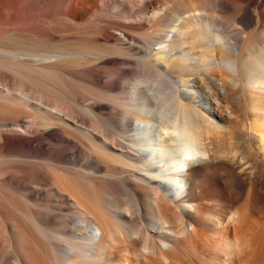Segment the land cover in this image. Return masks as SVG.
I'll use <instances>...</instances> for the list:
<instances>
[{"label": "bare ground", "instance_id": "1", "mask_svg": "<svg viewBox=\"0 0 264 264\" xmlns=\"http://www.w3.org/2000/svg\"><path fill=\"white\" fill-rule=\"evenodd\" d=\"M113 1L114 12L110 0H0V264H171L202 231L207 264H264V230L247 221L264 209V40L232 44L216 22L264 36V0ZM132 58L148 88L133 90L129 132L94 123L79 149L68 102L87 87L103 120ZM206 70L242 74L253 154L206 135L231 121L193 100L189 78Z\"/></svg>", "mask_w": 264, "mask_h": 264}, {"label": "rangeland", "instance_id": "2", "mask_svg": "<svg viewBox=\"0 0 264 264\" xmlns=\"http://www.w3.org/2000/svg\"><path fill=\"white\" fill-rule=\"evenodd\" d=\"M107 8L112 12L116 11V9L114 8V1L113 0H110L109 6H107ZM119 10L123 11V12L125 11L124 8L123 9L119 8ZM196 12H198V11H196ZM201 12H203V11H201ZM199 13H197V14H199ZM216 20H217L216 22H217V28H218L219 32H221L224 36H229L230 37L229 39L232 42V44L241 43L248 33L254 35V37L251 35V37L254 38V39L252 38L254 41H259V39H260V41L264 40V36H260V35H262V33H259V31H255V32L252 31V29H251L252 27H250V26H243L242 27L241 25H239L237 23H234V22L232 23L231 21L229 22L228 20H225L222 17L220 18V16ZM256 32H258V33H256ZM198 54H199V51H197V50H193L191 53L192 56H196ZM136 70H138V71H136ZM140 70H141V68L138 69L137 63H136L135 59H133L129 64H125L122 66V70H120L121 72L120 71L117 72L116 77H115L116 82H117L115 89L110 91L109 93H107L109 95L108 96L109 98L105 97V98H102V100L100 99L101 101L99 100L100 102H102L108 106V109L103 111L105 113L100 114L101 117H103L104 121L101 118L96 120V118L94 116V114L96 112H92L89 110L88 106L91 103L96 102V101L88 93V91L86 89L87 87L81 86L79 97H78L76 102H68L72 111H70L71 113H67V115L65 114V117L67 119H71L74 122H76L75 124L78 126V128L76 127L78 132L77 133L74 132V133L78 138V144H77L78 146L77 147L79 149L83 148L84 144H85V142H83V141H85L84 137L80 132H83L84 130H93L92 124H94V123H96L98 125V129L101 131L102 134H104L106 136H110L113 139L114 138L120 139L119 136H123V135H125V133L129 132L130 122L123 119V114L124 113H130V111L126 110V108L127 109L130 108V103H132L131 102L132 100H130V99H131L134 91L136 89L145 90L146 89L145 87L148 88V84L146 86L145 83H139L136 81L135 75L139 74ZM206 71H204L199 76L197 81L193 80L194 79L193 77L189 78V80H192L194 85H195V91H194L195 93L193 94L194 95L193 100L202 109L206 108L205 107L206 103H209L215 109H217L221 114H225V113L231 114V116H230L231 121L229 124V126H230L229 130H224V129L221 130L220 129L221 132H220V130L218 132L212 131L211 135L208 132H207L208 134L206 133V135H208L209 137L210 136L211 137L212 136H214V137L218 136V138H221V137H226L224 135L229 133L231 136L234 135L233 136L234 138L230 137V140L232 139L231 140L232 142L235 141L234 142V144H236L235 146H237V147L244 146V147H247L248 150L252 147L250 149V151L252 153L253 147H254L253 143L251 142V137H252L251 132H253L252 131L253 118H254L253 114H257V113L252 107V102L250 100V96H248L250 94H249V92L247 94L248 90L245 89L242 74H238V75H240L238 77L234 73H232V74L227 73L229 71L222 72V71L218 70V72L215 71L216 73L214 71H210V70H206ZM263 72H264V68H263ZM174 75L179 76L178 74H174ZM233 79H235V80L233 81ZM261 81L264 82V73H262ZM237 83H238V85H235ZM137 86H138V88H137ZM111 95L112 96L118 95V98H115V97L112 98ZM115 99H117L118 102ZM123 104L124 105L126 104L127 107L124 106ZM73 110H75V111H73ZM68 115H70V116H68ZM233 115L234 116L236 115L237 118L234 117ZM70 117H72V118H70ZM90 120L92 123H90ZM99 120H101V121H99ZM105 124H107V125H105ZM67 131L70 132L69 129H67ZM231 132H232V134H231ZM213 133H215V134L217 133V134L215 135ZM218 138L216 137V139H218ZM236 140H238L239 142H241V141L242 142L239 143ZM245 140H247V142ZM175 141H176L175 145H176L177 149L174 150L173 154H178L179 151L183 150L184 146H183V144H181L182 142L180 143L178 138ZM247 143H249V144H247ZM179 149H181V150H179ZM78 161L80 162L81 159H78ZM115 169L116 170H114V172H115L114 179L119 180L124 185L128 184L129 180L127 178H125V176L119 175L120 172H118L116 174L117 170H119V166L116 167V165H115ZM255 169H257V171H255V170L254 171L258 173L259 172L258 168H255ZM126 187L128 189H130L131 186L126 185ZM254 210H255V212H254ZM259 210L253 209L251 215L252 216L256 215L258 217L254 218L250 215V217L248 218L249 220H247V221H250V223L249 222H247V223H249L248 226L250 228H252V226H253L255 229L254 228H252V229H254L256 231L258 229V232H262L264 230V228H263L264 227V219H263L264 216H262V215H264V209H261L262 211L260 210V212H259ZM261 212H263V213H261ZM259 213H260V216H259ZM252 219L256 220L255 222L258 224H256L254 221L252 222ZM253 224H256V226ZM201 233L200 232L198 233V235L200 237L198 235L195 237H192L190 239V240H192L194 238L192 240V242H188L189 240L184 241L181 244L182 246H180V245L177 246V248H178V249L176 248L177 250H173L172 253L170 251L171 254L169 255V257L174 261L171 264H207L206 260L208 257L206 258V256L211 255L213 252V249L211 248L212 247L211 243H210V247L208 248V246H209L208 242H210V241L213 242V237H212V235H210L211 234L210 232L202 231ZM204 233H206V234H204ZM204 235H206L209 238L211 237L212 240L209 238H206V236H204ZM206 239H207V241H206ZM203 241H204V243H203ZM192 245H194V246H192ZM206 249H208V251ZM174 253H175V256L173 255Z\"/></svg>", "mask_w": 264, "mask_h": 264}]
</instances>
